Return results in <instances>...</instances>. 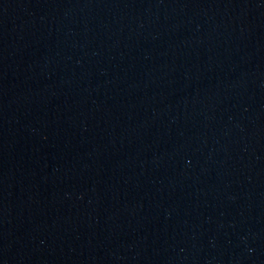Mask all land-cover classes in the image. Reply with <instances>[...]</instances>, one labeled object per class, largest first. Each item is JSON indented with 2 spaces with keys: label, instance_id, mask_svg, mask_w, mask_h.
Instances as JSON below:
<instances>
[{
  "label": "water",
  "instance_id": "water-1",
  "mask_svg": "<svg viewBox=\"0 0 264 264\" xmlns=\"http://www.w3.org/2000/svg\"><path fill=\"white\" fill-rule=\"evenodd\" d=\"M0 264H264V0H0Z\"/></svg>",
  "mask_w": 264,
  "mask_h": 264
}]
</instances>
